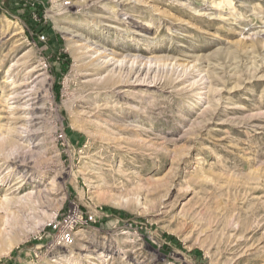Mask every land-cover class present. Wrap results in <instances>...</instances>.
I'll return each instance as SVG.
<instances>
[{
  "label": "rangeland",
  "instance_id": "obj_1",
  "mask_svg": "<svg viewBox=\"0 0 264 264\" xmlns=\"http://www.w3.org/2000/svg\"><path fill=\"white\" fill-rule=\"evenodd\" d=\"M88 261L264 264V0H0V264Z\"/></svg>",
  "mask_w": 264,
  "mask_h": 264
},
{
  "label": "bare ground",
  "instance_id": "obj_2",
  "mask_svg": "<svg viewBox=\"0 0 264 264\" xmlns=\"http://www.w3.org/2000/svg\"><path fill=\"white\" fill-rule=\"evenodd\" d=\"M134 39L135 38H132V40H134ZM74 44H75L74 40L73 41L70 40V39L68 40V46L70 47V51H71V53H73V55L75 57H78L77 56L78 50L84 49V48H90L92 46V44L90 42H88V44L85 43L84 45H81L80 47H75ZM129 47L130 46H126V48H129ZM93 50H94L93 52H98L99 53V50L100 49H98L96 47H93ZM105 52L106 51H103V53L99 55V58L100 57H107V56L110 55V54H107V53L105 54ZM125 57L126 56H123V58H125ZM112 59H114V57H112ZM127 61H130L129 67L127 66L130 72H132V73H138L140 71V64H142V58L140 56H134L133 58L132 57H129ZM119 68H120L119 69L120 70L119 74L117 76H114V77H112V76L107 77L106 78V81H105L106 84L114 85V84H117V83H120L121 82V78H122V75H121V73H122L121 72L122 71V66L119 67ZM138 80H139V78L137 77L136 78V81H138ZM114 201H115V203H118L116 200H114ZM38 229H40V226L39 227L30 228V230L25 235V238H27L29 235H31L34 232H36ZM57 243L58 242H56V244ZM8 245L9 246L13 245V242H10ZM88 262H89V264H92L91 261H88ZM78 264H83V263L79 262Z\"/></svg>",
  "mask_w": 264,
  "mask_h": 264
},
{
  "label": "built area",
  "instance_id": "obj_3",
  "mask_svg": "<svg viewBox=\"0 0 264 264\" xmlns=\"http://www.w3.org/2000/svg\"><path fill=\"white\" fill-rule=\"evenodd\" d=\"M74 216L77 217L76 214L73 216H69L66 219H60L58 222V229L59 233L57 236V242L63 245H70L73 242V237L71 234L72 227L75 223L79 221L78 217L73 218ZM60 238V239H59Z\"/></svg>",
  "mask_w": 264,
  "mask_h": 264
}]
</instances>
